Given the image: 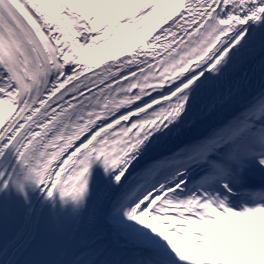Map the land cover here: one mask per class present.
I'll use <instances>...</instances> for the list:
<instances>
[{
  "label": "snow or ice",
  "instance_id": "snow-or-ice-1",
  "mask_svg": "<svg viewBox=\"0 0 264 264\" xmlns=\"http://www.w3.org/2000/svg\"><path fill=\"white\" fill-rule=\"evenodd\" d=\"M256 64L264 0H0V264H264Z\"/></svg>",
  "mask_w": 264,
  "mask_h": 264
},
{
  "label": "bare ground",
  "instance_id": "bare-ground-1",
  "mask_svg": "<svg viewBox=\"0 0 264 264\" xmlns=\"http://www.w3.org/2000/svg\"><path fill=\"white\" fill-rule=\"evenodd\" d=\"M170 11H174V6L168 5V4L162 5L160 7V9L158 10V12L156 13V17H158L164 13L170 12ZM156 17H154V19ZM152 23H153V21H150L147 28H151ZM162 27H166V25H163ZM147 28L145 29V31H147ZM142 37H143V33H141L140 35H133L131 33H126V35L121 37L119 40L112 41V42L108 43L103 48H99L94 52H85L83 54L84 60L88 64H98V63L102 64V62H104V61H107L109 63L118 61L119 59L127 57L131 52H133L135 49L139 48L144 42ZM124 45L130 46L128 48V50L127 51H118V49H120ZM102 66H103V64H102ZM98 70L99 69H96V71H98ZM258 71H260V68H258ZM262 82H264V80H262V79L259 80V83L257 84V86L251 91L257 90L261 86ZM224 114H226V113H223L222 115H224ZM54 252H55V250H54ZM54 252L51 253L46 259L53 258Z\"/></svg>",
  "mask_w": 264,
  "mask_h": 264
},
{
  "label": "rangeland",
  "instance_id": "rangeland-1",
  "mask_svg": "<svg viewBox=\"0 0 264 264\" xmlns=\"http://www.w3.org/2000/svg\"><path fill=\"white\" fill-rule=\"evenodd\" d=\"M109 11L111 12V11H112V9H109Z\"/></svg>",
  "mask_w": 264,
  "mask_h": 264
}]
</instances>
